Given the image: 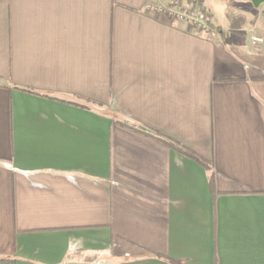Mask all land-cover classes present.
Here are the masks:
<instances>
[{"label":"crops","instance_id":"1","mask_svg":"<svg viewBox=\"0 0 264 264\" xmlns=\"http://www.w3.org/2000/svg\"><path fill=\"white\" fill-rule=\"evenodd\" d=\"M209 1H0V264H264V12Z\"/></svg>","mask_w":264,"mask_h":264},{"label":"built area","instance_id":"2","mask_svg":"<svg viewBox=\"0 0 264 264\" xmlns=\"http://www.w3.org/2000/svg\"><path fill=\"white\" fill-rule=\"evenodd\" d=\"M260 7L264 12V3ZM147 8L157 12H165L171 17L186 20L190 24L198 25L203 31L215 34V29L212 27V20L208 12L204 9L196 8L195 5L188 3L187 0H170L166 6L148 4ZM254 40L256 42H263L262 37H255Z\"/></svg>","mask_w":264,"mask_h":264},{"label":"rangeland","instance_id":"3","mask_svg":"<svg viewBox=\"0 0 264 264\" xmlns=\"http://www.w3.org/2000/svg\"><path fill=\"white\" fill-rule=\"evenodd\" d=\"M222 1H224L227 4H229V6H233L234 4H236V5H243L244 6V4L247 1H251V0H222ZM249 3L251 4L252 2H249ZM195 6L198 9H204V10H206L208 12V14L210 15V17H211L212 22H213V10H214V13H215V15H216L217 18H219L221 15L224 14V11H221L218 8H215L214 7V9H213V7L211 5V2L209 0H204L202 3H199V4L195 5ZM252 6H253V4H252ZM245 7L247 8V6H245ZM260 10H261V12H263L262 9H260Z\"/></svg>","mask_w":264,"mask_h":264},{"label":"trees","instance_id":"4","mask_svg":"<svg viewBox=\"0 0 264 264\" xmlns=\"http://www.w3.org/2000/svg\"><path fill=\"white\" fill-rule=\"evenodd\" d=\"M1 1V0H0ZM190 4L192 5H197L199 3H202L204 0H187ZM160 139L164 140L168 145L176 148V149H181V147H179V145L177 143H175L174 141L168 139V138H165V137H159ZM183 152H185L187 155L197 159L199 162H201L206 168H210V166L203 160L201 159L199 156H197L196 154L190 152V151H187V150H183ZM212 180V178H211Z\"/></svg>","mask_w":264,"mask_h":264},{"label":"water","instance_id":"5","mask_svg":"<svg viewBox=\"0 0 264 264\" xmlns=\"http://www.w3.org/2000/svg\"><path fill=\"white\" fill-rule=\"evenodd\" d=\"M254 7H259L261 4L264 3V0H251Z\"/></svg>","mask_w":264,"mask_h":264}]
</instances>
